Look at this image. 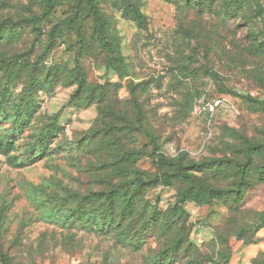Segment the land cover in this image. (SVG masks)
<instances>
[{
    "label": "rangeland",
    "instance_id": "1",
    "mask_svg": "<svg viewBox=\"0 0 264 264\" xmlns=\"http://www.w3.org/2000/svg\"><path fill=\"white\" fill-rule=\"evenodd\" d=\"M187 1L0 0V264L264 262V0Z\"/></svg>",
    "mask_w": 264,
    "mask_h": 264
},
{
    "label": "trees",
    "instance_id": "2",
    "mask_svg": "<svg viewBox=\"0 0 264 264\" xmlns=\"http://www.w3.org/2000/svg\"><path fill=\"white\" fill-rule=\"evenodd\" d=\"M188 2V6L189 8L193 9V10H197V11H200V12H203L206 10V8H211L215 5L216 1H212V0H200V1H194L193 2ZM133 20L135 22H137L139 25H143L144 23V18L142 16V14L140 13L139 9L136 8L134 6L133 8ZM234 11H232L230 13L231 16H235L233 14ZM103 40V44L109 49V52L112 54V55H115L116 57H118L120 59V48L119 46L116 44V42H109L108 40H106L104 37L102 38ZM255 40H253L254 42ZM258 47V46H257ZM260 47V46H259ZM172 248V246H171ZM260 264H263L264 262L261 261L259 262Z\"/></svg>",
    "mask_w": 264,
    "mask_h": 264
},
{
    "label": "built area",
    "instance_id": "3",
    "mask_svg": "<svg viewBox=\"0 0 264 264\" xmlns=\"http://www.w3.org/2000/svg\"><path fill=\"white\" fill-rule=\"evenodd\" d=\"M219 101H214L213 103H210L209 105H208V110L210 111V112H214L215 111V109H216V107H218L219 106Z\"/></svg>",
    "mask_w": 264,
    "mask_h": 264
}]
</instances>
